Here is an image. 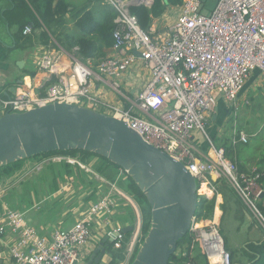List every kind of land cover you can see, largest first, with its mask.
Segmentation results:
<instances>
[{"label":"built area","instance_id":"obj_1","mask_svg":"<svg viewBox=\"0 0 264 264\" xmlns=\"http://www.w3.org/2000/svg\"><path fill=\"white\" fill-rule=\"evenodd\" d=\"M104 1L118 11L112 53L96 63L48 47L36 59L37 74L24 80L14 96L0 100L1 115L67 102L115 116L145 141L183 162L195 176L200 196H218L216 183L227 179L264 226L260 210L264 170L242 171L208 128L219 99L231 104L232 112L238 111L240 94L252 73L264 74V0H217L208 13L202 0H184L172 24L161 28L153 23L148 30L131 13L128 6L133 0ZM32 32L31 25L25 26L24 34ZM129 81L139 85L133 97ZM105 89L120 101L107 100ZM197 133L206 137V147ZM248 141L243 130L235 131L233 144ZM53 160L75 162L66 156ZM204 187L210 192L202 191ZM116 193L130 200L111 184L110 192L92 203L72 227L59 226L50 236L29 225L24 212L6 208L0 216V244L7 247L10 264L81 263L84 247L94 240L96 218L108 228L106 235L113 237L114 248L126 244L132 254L144 240L142 217L138 213L127 242L124 227L112 219L118 206ZM190 231L200 240L209 264H233L216 210L209 219L195 217ZM134 255L120 264H130Z\"/></svg>","mask_w":264,"mask_h":264},{"label":"crops","instance_id":"obj_2","mask_svg":"<svg viewBox=\"0 0 264 264\" xmlns=\"http://www.w3.org/2000/svg\"><path fill=\"white\" fill-rule=\"evenodd\" d=\"M45 1L46 0H25V3L23 0H0V100L14 96L20 89V85L24 80L29 81L30 77H33L37 74L36 59L48 47L59 48L61 50H65L68 53L79 56L77 54L78 47H75L72 50L67 49L57 40L58 36L64 32H72L76 28V12L78 10L82 9L83 7H87L88 10L99 12L100 19H103L104 13L101 11L107 6V3L104 0H53V7L56 8L59 3H64L65 8L63 7L55 15L54 19H60L62 21L60 24L53 23L51 30H49V42L45 43L40 37L42 32L41 28L34 27L33 32L26 35L23 33V30L28 23L25 26H22L21 24L22 21L30 20L31 13L38 17V13L35 9L36 5H43ZM150 1L151 0H141V2H144L143 4L147 5L151 4ZM172 8H177L179 10L178 7H170L167 9L166 13ZM166 13H164V15ZM153 23L157 24L161 28H165L170 25L160 24L158 18L154 19ZM42 26L46 25L43 24ZM26 36H33L34 44L32 46H28L22 42ZM104 53L106 56L110 55L112 53L111 48H105ZM96 60L99 59H94L92 61L97 63L98 61ZM19 62H23V64L19 66ZM258 72L259 71L253 72L251 77H255L256 73ZM129 83V96L133 97L135 94V89H137L139 85H136V81H129ZM242 92L240 94L239 100L240 108L243 107L244 103L242 101L244 96V94L242 95ZM103 96L107 100L114 103H118L120 101V98L109 89L104 90ZM227 106L228 107L226 110H224L221 121H219L220 105H217V109L215 110L213 116L208 120V125H210V135L216 141L217 145H223L225 143L231 146L233 145L235 148V156L237 159L240 157L239 167L242 168V171L250 172L256 168L258 169L261 167V162L264 161V156L259 153H248L245 151L240 152L239 150L240 147H242V142L236 144L232 143L234 140L235 131L242 130L240 129L238 122L240 108L238 111L232 112L231 104L228 103ZM227 120L231 121V132L224 127ZM196 138L199 139L201 143H203L202 146L206 147V142H203V137L200 134L197 133ZM236 151H238V153ZM32 159L33 157L26 159L22 168L18 171L21 172L22 170H25L26 168H23L31 164ZM53 159L54 156L49 157L45 159L48 164H41V167L39 166L41 172L32 177L34 178L33 182L27 184L26 189L28 192L26 194L24 192L22 194V192L19 190V187L18 192H14L15 198L12 200V203L9 200L8 194L5 200H3V197H1L0 216L4 213L6 208L11 207L12 209L20 210L25 213V219L29 225L38 229L42 235L50 236L51 233L59 226L64 228L72 227L78 219L87 213L92 203L110 192L111 184H116L97 171V168L101 163V160L97 157L88 160L87 164L82 162L80 157L79 161L72 158L75 160V162L66 161V163L73 165L79 164L82 172H80L78 169H75V172L71 175H68L65 171L60 177L57 175V178H55V175L53 174V177L47 179L48 172H42V169L46 166H49L50 164H55L56 162ZM51 161H54L55 163ZM93 170H95V172ZM89 172L93 173L95 178L98 177L96 178L98 180V188H93L91 194L87 196V190L84 189H89V187L87 188V186H89V181L84 176L91 175ZM114 172H119L121 177L124 176L123 178H119L117 174L116 178L124 180L122 184L127 187L128 190H131V188L128 186V182H126V177L125 174L122 173V170H114ZM74 174H78L77 183L80 185V192L82 193L83 199L86 197L87 204L85 206H80L77 203V206H74V208L71 209L63 205L62 198H58V200H56V197H58L60 193L64 194V191L71 185V183L68 182L74 181ZM15 176L16 175H13L10 178L12 179ZM44 177H46V180H43ZM81 178L85 183L81 180ZM100 178L104 182L101 180L99 181ZM63 179L66 180V182L62 184ZM8 180L9 177L2 181L7 182ZM219 180L218 182H220ZM48 181H50V185L48 184L47 186ZM105 184L107 186V191L101 195L102 191L99 190V186H103ZM55 185L56 187L54 188ZM116 186L122 193L126 194L130 200L120 194H113V197L117 200L118 206L116 207L112 219L114 220V223L121 224V221L117 220L119 219V215H121L123 218H126L127 216L129 218L124 227L128 225L134 226V224H131L130 222L133 220V215H128V213L125 212V207L123 206L129 204L133 209L132 211L136 213H134V215L137 216V213L140 212L139 204L134 199V197L128 193L129 191H127L125 187H121L119 184H116ZM218 186L221 189L218 192V196H216L215 210L216 212L217 209L220 211V230L225 239L227 249L232 253L233 264H264V226L253 215L236 191H234L232 188L225 187L222 184H219ZM44 191H47V193H44ZM93 193H95L94 197L92 195ZM100 195L101 197H99ZM208 197H211V195ZM92 226L95 237L93 241L84 247V253L82 257L83 263L87 262L88 257L92 254L95 248L99 246V243L107 236L106 232L108 228L103 225V222L100 218H96L93 221ZM131 232L133 234L134 231ZM12 238L13 235H10L8 242H10ZM0 249L1 251H5L4 253L0 252V259L2 260L0 264H10L11 259L7 247H4L0 244ZM111 258V254L106 255L102 261V264H108L111 261ZM192 258L194 259V264H208L207 257L204 251L200 250V248L193 250Z\"/></svg>","mask_w":264,"mask_h":264},{"label":"water","instance_id":"obj_3","mask_svg":"<svg viewBox=\"0 0 264 264\" xmlns=\"http://www.w3.org/2000/svg\"><path fill=\"white\" fill-rule=\"evenodd\" d=\"M143 3L133 0L128 7ZM76 149L95 152L126 171L151 206L150 229L130 264H169L191 230L200 199L198 182L183 162L145 141L125 121L78 104L55 102L0 116V166ZM113 241L106 236L79 264H102Z\"/></svg>","mask_w":264,"mask_h":264},{"label":"trees","instance_id":"obj_4","mask_svg":"<svg viewBox=\"0 0 264 264\" xmlns=\"http://www.w3.org/2000/svg\"><path fill=\"white\" fill-rule=\"evenodd\" d=\"M25 2V0H23ZM184 0H153V2L150 5L147 4H140V5H132L130 7V11L132 14L136 15L139 21L140 26L144 30H148L151 24L153 23L154 19L160 18L164 13H166L167 9L170 7H180L183 4ZM26 3V2H25ZM65 8L64 3H59L58 6L55 8L53 7V0H46L43 5H36V12L38 13V17H36L34 14L31 13L30 20L22 21V26L31 25L33 28L38 27L41 28V40H43L45 43L49 42V33L51 30V27L54 24H60L62 20L60 19H54L55 15L58 11H60L62 8ZM104 13V18L100 19L99 12H94L92 10H88L87 7H83L82 9L78 10L76 12V28L72 32H64L61 35L58 36V41L65 46L67 49H74L75 47H78L77 54L79 57L84 60H94L99 59L96 61H100L102 58L106 56L104 53L105 48H112L114 39H113V31L116 27V18L118 15V11L116 8H114L111 5H108L105 7L104 10L101 11ZM32 22V23H31ZM46 26H42V25ZM26 25V26H27ZM52 33V32H51ZM53 34V33H52ZM23 43L27 44L28 46H32L34 44L33 42V36H26L24 37ZM52 81V80H51ZM253 138H256L255 143L247 142L242 143V147H240V152L245 151L248 153H258L259 147L261 144H263L264 140L261 138L259 134L255 135ZM216 142V141H215ZM226 147L227 155L232 160H237V162L240 165V157L235 156V148L233 145H228L227 143L223 144ZM241 145V144H240ZM263 148V149H262ZM261 148L262 152H264V144ZM238 153V151H236ZM264 156V153L259 152ZM52 154H63L65 156H72L77 157L80 155L81 161L84 163H88V160L91 158L97 157L101 160V163L99 167L97 168V171L106 176L109 180L119 184L121 187H125L122 182L124 180L117 179L116 175L118 174L119 178H123L124 176H120L119 172H114V170H122L119 166L108 160L107 158L100 156L99 154H96L95 152L85 151V150H64V151H53L48 153H43L34 157L38 156H48ZM33 157V158H34ZM26 159L16 161L11 164H7L4 166H0V180H4L6 178L12 177L18 170H20L24 164ZM55 164H52V166ZM51 166V164H50ZM64 168L68 175H71L74 173L75 169H78L81 171V167L79 164L73 165L70 163H66L64 161ZM54 167V166H53ZM242 170V168L240 167ZM258 170L263 171L264 170V161L261 162V167L258 168ZM55 171L54 175L55 178H57V171ZM124 171V170H123ZM126 182H128V186L131 188V190H128L127 187L126 190L129 191L128 193L134 197V199L137 201L140 207V213L142 217V234L143 238L145 239L150 226H151V217H152V209L151 206L145 196V194L138 188L137 184L134 182L131 176L127 174L126 171H124ZM64 177V176H63ZM82 180V178H81ZM83 181V180H82ZM220 182H217L216 184H222L225 187L231 188L229 182L227 179L221 178L219 180ZM84 182V181H83ZM125 182V183H126ZM85 183V182H84ZM262 183L264 184V178L262 179ZM56 185L54 186V188ZM221 188L218 186V190L220 191ZM93 197L95 196V193L92 194ZM14 207V206H13ZM125 212L128 213V215H133V220L130 221L131 224L136 223L137 216L134 215V211H132V207L127 204L125 206ZM216 207V197H208V196H200L199 199V205L196 212V217L199 219H209L214 215ZM123 209V208H122ZM260 210L262 211L264 215V205H260ZM133 213V214H132ZM136 214V213H135ZM125 217V216H124ZM220 217V211L217 209V218ZM128 218H123L121 215H119V219L121 221L122 226L127 223ZM132 232H127V240L131 237ZM200 248V250L204 251L201 245V242L198 238H196L191 231H189L181 240L178 242L177 250L174 254H172L170 258L169 264H181V263H188L191 262V264H194V259L192 258V252L194 249ZM111 252V261L108 264H119L121 260H124L127 254V248L126 244L124 247L120 249H115L113 244L110 247ZM205 253V252H204ZM206 255V254H205ZM207 257V256H206ZM209 264V263H208Z\"/></svg>","mask_w":264,"mask_h":264},{"label":"rangeland","instance_id":"obj_5","mask_svg":"<svg viewBox=\"0 0 264 264\" xmlns=\"http://www.w3.org/2000/svg\"><path fill=\"white\" fill-rule=\"evenodd\" d=\"M202 1H203V4L205 5L204 12H207V13L211 9H213L215 7V4L217 3V0H202ZM178 14H179V10L177 8H172L164 16L158 18V20L160 21V24H172ZM243 94H244V96H243L242 101L244 103H243V107L240 108L239 115H238L239 127L248 135V137H249L248 142H250V140H251V143H255L257 139L253 138V137L257 134H259L261 136V138L264 140V74L262 72L256 73L255 77H251L248 80V82L246 83V85L243 89L242 95ZM226 103L228 104V102H226V100L223 98H221L219 101L218 106L219 105L221 106L219 108V112H220L219 121H221V118L224 114V110H226V108L228 107ZM228 119H229V117H228ZM209 127H210V125H208V128ZM224 127L227 128L228 130H230V132H231V128H232L231 121L227 120ZM209 131H210V129H209ZM202 136H203V140H204V138H206V137L204 135H202ZM207 144L208 143H205V146H207ZM263 144H264V142H263ZM263 144H261L260 147L258 148L259 149L258 153L259 152L264 153L261 150V148L263 147ZM52 156H54V158H55V157H60V156H65V155H63V154H52V155H48V156H42L41 155L38 157H34L31 161L32 163L27 165V167L23 168V169L26 168L25 170H22L21 172L18 171L14 174V175H16L14 178H12V179L9 178V180L7 182L0 180V199H1V197H3V200H5L7 198V194H8L9 200L12 203V200H14V198H15L14 192L15 193L18 192L19 187H20L19 188L20 192H22V194H23V192L26 194L28 192V190L26 189L27 184L34 181V178H32V177L35 176L37 173L41 172L40 171L41 164H48L47 161H45V159L52 157ZM66 157H69V156H66ZM70 157L75 159V160H78V161L80 160L79 159L80 155L77 157H72V156H70ZM51 162H53V163L56 162L55 165H53L54 167L52 166V164H51V166L50 165L46 166L42 169V172L43 171H45L46 173L48 172L47 173V179H49V178L53 177V174L55 173V171L53 172V170H56L58 177H60L61 174H63L65 172V168L63 166L64 161L63 160L62 161L57 160L55 162L54 161H51ZM93 171L95 172V170H93ZM89 173L91 175L84 176L89 181V186H87V188L89 187V189H84V190H87L86 191L87 196L89 194H91V191L93 190V188H95V189L98 188L97 187L98 186V180L96 179L98 177L95 178L94 177L95 175L93 173H91V172H89ZM43 180H46V177H44ZM100 180L103 181L101 178L99 179V181ZM64 182H66V180L63 179L62 184ZM77 182H78V174H74V181L68 182V183H71V185L64 191L65 195L60 193L58 195V197H56V200H58V198H62L63 205L67 208L72 209V208H74V206L75 207L77 206V203L80 206H85L87 204L86 197L83 199L82 193L80 192L81 191L80 185ZM48 184L50 185V181H48L47 186H48ZM65 185H66V183H65ZM230 186L234 190V188L232 187L231 184H230ZM106 188H107L106 184L103 186H99V190L102 191L101 195L105 191H107ZM44 193H47V191L46 192L44 191ZM101 195L99 197H101ZM27 207H28V205H27ZM139 214H140V212H139ZM137 215H138V213H137ZM129 239L127 240V242L129 241ZM143 241H142V243H143ZM142 243H141V245H142ZM139 248H140L139 246L136 247V250L134 248L135 251L132 250V254L136 255V253H137L136 251H138ZM132 254L127 252L124 260L126 258L128 259L129 257H131ZM135 255H134V257H135ZM124 260H121L120 263Z\"/></svg>","mask_w":264,"mask_h":264},{"label":"bare ground","instance_id":"obj_6","mask_svg":"<svg viewBox=\"0 0 264 264\" xmlns=\"http://www.w3.org/2000/svg\"><path fill=\"white\" fill-rule=\"evenodd\" d=\"M204 8H205V7H204ZM202 191H204V192H210V190H209L208 188H206V187H204V188L202 189ZM210 195H211V194H210ZM213 260L216 261V262H219L217 258H213Z\"/></svg>","mask_w":264,"mask_h":264}]
</instances>
